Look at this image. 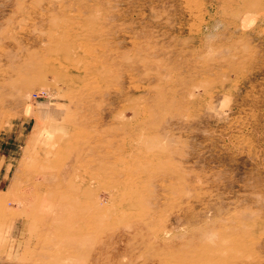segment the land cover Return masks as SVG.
<instances>
[{"label": "rangeland", "instance_id": "374dc122", "mask_svg": "<svg viewBox=\"0 0 264 264\" xmlns=\"http://www.w3.org/2000/svg\"><path fill=\"white\" fill-rule=\"evenodd\" d=\"M0 264H264V0H0Z\"/></svg>", "mask_w": 264, "mask_h": 264}]
</instances>
